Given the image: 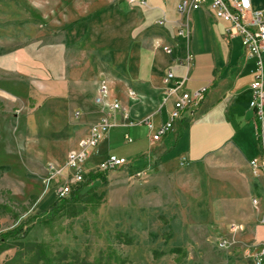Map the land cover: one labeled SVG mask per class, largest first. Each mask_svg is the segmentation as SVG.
<instances>
[{"label":"rangeland","instance_id":"obj_1","mask_svg":"<svg viewBox=\"0 0 264 264\" xmlns=\"http://www.w3.org/2000/svg\"><path fill=\"white\" fill-rule=\"evenodd\" d=\"M121 1L0 0V236L23 225L21 240L102 264H256L247 255L264 248V174L236 151L187 163L156 147L143 158L145 125L129 127L133 142L114 127L100 155L94 149L82 164V179L72 180L67 155L100 116L94 98L101 86L136 121L172 104L164 92L151 102L138 85L155 33ZM118 85L134 95L126 101L113 93ZM107 148L128 163L99 169ZM89 173L104 177L90 181L99 199L90 192L76 216L39 221L61 200L58 186L68 183V198ZM17 250L7 240L0 264H19Z\"/></svg>","mask_w":264,"mask_h":264},{"label":"crops","instance_id":"obj_2","mask_svg":"<svg viewBox=\"0 0 264 264\" xmlns=\"http://www.w3.org/2000/svg\"><path fill=\"white\" fill-rule=\"evenodd\" d=\"M180 1H121L122 6L139 14L141 25L155 33L151 55L146 54L148 61L136 73L139 87L150 94L149 100L154 102L159 93H163L162 78L168 70L176 77L186 78L184 88L187 90L205 87L204 98L195 108L193 117L190 118L184 112L175 122L174 129L157 142L150 141L148 131L149 144L139 155L144 158L159 147L162 151L160 156L178 161L185 159L187 163H197L226 150L236 151L246 162L263 158L256 134L259 122L254 109L249 106L250 84L254 80V59L243 56L239 36H227L225 29L228 22L217 18L206 6L181 14L177 10ZM251 3L253 8L262 10L264 21V0H251ZM104 8L94 11L90 17L105 11ZM159 20H162V24L156 23ZM179 29L185 33L178 34ZM164 46L170 48V53L163 50ZM187 60L188 66L185 63ZM122 87L118 85L112 92L126 99L128 93ZM262 88L264 90V79ZM117 100L121 103L120 98ZM171 106L172 104H163L160 112H151V120L155 126L166 119ZM151 108L150 103L149 109ZM77 111L80 113V110ZM96 115L91 113L88 119L91 120ZM116 116L121 119V111H117ZM118 127L124 128L121 133L123 140V134L129 133L131 126ZM110 133L100 144L109 138ZM99 145L96 148L98 155L101 152ZM108 154L113 153L108 148L104 149L98 160ZM262 210L264 212V202Z\"/></svg>","mask_w":264,"mask_h":264},{"label":"built area","instance_id":"obj_3","mask_svg":"<svg viewBox=\"0 0 264 264\" xmlns=\"http://www.w3.org/2000/svg\"><path fill=\"white\" fill-rule=\"evenodd\" d=\"M134 0H128L133 2ZM142 3H144L142 1ZM206 6L211 9L217 18H222L228 22L225 31L228 37L239 36L243 47V56L254 59V80L250 84L251 100L249 106L254 109L255 116L259 122L256 132L260 142L263 158H254L250 164L254 169L261 170L264 174V90L262 88L264 79V21L262 10L253 8L251 0H181L177 5L179 13L184 14L191 10ZM162 24V20L156 22ZM184 30H178V34H184ZM163 50L170 53V48L164 46ZM190 59V58H189ZM188 66L189 61L187 60ZM164 103L169 98L172 99V106L167 112L166 119L155 126L150 118L134 121L127 115L117 99H112L103 85L99 88L98 94L94 98V103L98 106L100 116L89 126L88 133L79 141V147L72 150L67 155V170L74 181H80L83 176L82 164L88 160L97 148L99 143L108 136L110 129L118 126H133L139 123L146 125L149 131V139L152 142L159 141L162 136L174 129L175 122L186 112L190 118L193 117L195 108L204 98L205 87L195 90L184 88L186 78L176 77L168 70L163 78ZM128 95L133 96L134 91L128 90ZM121 111V119L116 116V111ZM77 115L79 111L76 112ZM125 142H132L129 133L123 134ZM182 162L185 159L181 160ZM128 163L125 157L115 154H108L103 159L98 168L109 170ZM69 185L64 182L57 188L60 198L69 193ZM222 243V242H221ZM248 251V250H247ZM245 251V252H247ZM247 257H252L256 264H260L264 258V248L257 250L253 255L248 253Z\"/></svg>","mask_w":264,"mask_h":264},{"label":"trees","instance_id":"obj_4","mask_svg":"<svg viewBox=\"0 0 264 264\" xmlns=\"http://www.w3.org/2000/svg\"><path fill=\"white\" fill-rule=\"evenodd\" d=\"M111 7L112 6H107L104 9L107 10ZM88 17H90V15ZM78 21L79 20L73 21L70 26L75 25ZM103 179L104 177L101 173H89L87 181L79 183L78 186L71 191L68 198H61V200L52 201L49 208L45 211L43 210V215L38 217V219H40L39 221L48 223L60 214L72 217L83 212L85 209L84 203L88 201L85 199V196L89 195L90 192L92 198L97 195L93 193V188L95 186L91 185L90 181L93 183L99 181V183H103ZM92 198L89 197V200L92 201ZM99 198L100 195H97V199ZM34 220V218L30 219V221ZM25 232L26 228L23 229V225H20L0 236V247H3V244L9 239L17 241L18 250L13 258H17L19 264H102L98 258L90 262L83 258H79V256L68 252L66 249L52 251L49 245L44 241L37 242L21 240ZM23 257L26 258L23 259ZM262 261L263 262L260 264H264V258Z\"/></svg>","mask_w":264,"mask_h":264}]
</instances>
